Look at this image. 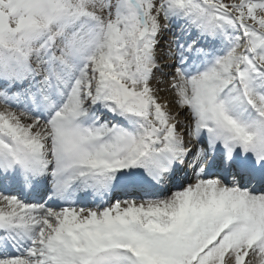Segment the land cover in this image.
Segmentation results:
<instances>
[{
    "label": "snow or ice",
    "instance_id": "obj_1",
    "mask_svg": "<svg viewBox=\"0 0 264 264\" xmlns=\"http://www.w3.org/2000/svg\"><path fill=\"white\" fill-rule=\"evenodd\" d=\"M0 264H264V0H0Z\"/></svg>",
    "mask_w": 264,
    "mask_h": 264
}]
</instances>
